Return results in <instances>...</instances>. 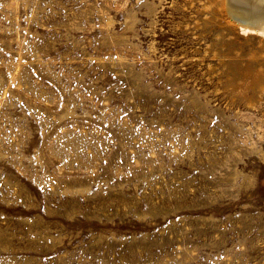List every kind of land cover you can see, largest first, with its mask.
<instances>
[{"label":"rangeland","instance_id":"1","mask_svg":"<svg viewBox=\"0 0 264 264\" xmlns=\"http://www.w3.org/2000/svg\"><path fill=\"white\" fill-rule=\"evenodd\" d=\"M0 264H264V37L223 0H0Z\"/></svg>","mask_w":264,"mask_h":264},{"label":"bare ground","instance_id":"2","mask_svg":"<svg viewBox=\"0 0 264 264\" xmlns=\"http://www.w3.org/2000/svg\"><path fill=\"white\" fill-rule=\"evenodd\" d=\"M223 7L244 33L258 32L264 37V0H223Z\"/></svg>","mask_w":264,"mask_h":264}]
</instances>
